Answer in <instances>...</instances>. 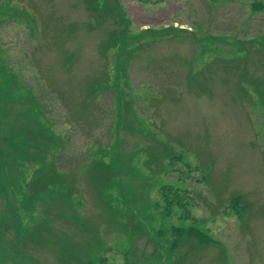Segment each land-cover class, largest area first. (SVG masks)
<instances>
[{
    "label": "rangeland",
    "instance_id": "374dc122",
    "mask_svg": "<svg viewBox=\"0 0 264 264\" xmlns=\"http://www.w3.org/2000/svg\"><path fill=\"white\" fill-rule=\"evenodd\" d=\"M100 263L264 264V0H0V264Z\"/></svg>",
    "mask_w": 264,
    "mask_h": 264
},
{
    "label": "trees",
    "instance_id": "16d2710c",
    "mask_svg": "<svg viewBox=\"0 0 264 264\" xmlns=\"http://www.w3.org/2000/svg\"><path fill=\"white\" fill-rule=\"evenodd\" d=\"M255 6V5H254ZM259 5L258 7L261 8ZM17 123V128L19 129V132L26 136V140L29 139V136H31V139L34 143H37L40 147H47V150L51 148L52 146L57 148L54 138L51 136H48L46 134V129L43 128L41 125H38V123L32 124L31 122H28L27 119L24 120H18L17 118L14 120ZM10 140V138H5V141ZM50 145V146H49ZM49 146V148H48ZM29 158V155H28ZM93 162V160H91ZM52 170H55L54 167H51L48 171V176L52 178H56L57 175L51 173ZM239 196L235 197L234 199H238ZM101 264V263H100ZM131 264V263H127Z\"/></svg>",
    "mask_w": 264,
    "mask_h": 264
}]
</instances>
